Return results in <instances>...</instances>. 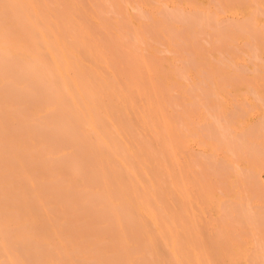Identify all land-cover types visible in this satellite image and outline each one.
<instances>
[{"label":"bare ground","instance_id":"obj_1","mask_svg":"<svg viewBox=\"0 0 264 264\" xmlns=\"http://www.w3.org/2000/svg\"><path fill=\"white\" fill-rule=\"evenodd\" d=\"M38 10L0 0V264H209L172 250L185 219L170 202L189 196L158 88L139 84L138 70L123 83L87 29L66 11L58 24ZM55 175L61 203L44 188Z\"/></svg>","mask_w":264,"mask_h":264},{"label":"rangeland","instance_id":"obj_2","mask_svg":"<svg viewBox=\"0 0 264 264\" xmlns=\"http://www.w3.org/2000/svg\"><path fill=\"white\" fill-rule=\"evenodd\" d=\"M29 1L54 23L65 16L87 29L90 42L104 45L105 59L121 63L108 73L114 69L129 83L138 70L139 84L158 88L178 143L176 176L189 196L174 194L170 202L185 219L178 227L182 246L172 250L209 264H264V0ZM130 52L137 66L128 63ZM75 168L65 171L75 185L84 183L83 167ZM56 177L44 188L54 192ZM53 195L62 202V194Z\"/></svg>","mask_w":264,"mask_h":264}]
</instances>
